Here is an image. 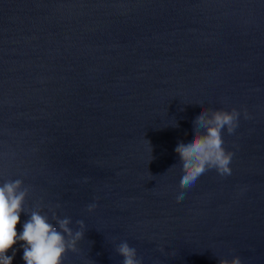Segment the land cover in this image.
I'll return each mask as SVG.
<instances>
[{"label":"water","instance_id":"1","mask_svg":"<svg viewBox=\"0 0 264 264\" xmlns=\"http://www.w3.org/2000/svg\"><path fill=\"white\" fill-rule=\"evenodd\" d=\"M202 108L240 112L232 175L177 201ZM17 178L27 207L84 221L64 264H123L122 241L142 264H264V0H0V183Z\"/></svg>","mask_w":264,"mask_h":264},{"label":"clouds","instance_id":"2","mask_svg":"<svg viewBox=\"0 0 264 264\" xmlns=\"http://www.w3.org/2000/svg\"><path fill=\"white\" fill-rule=\"evenodd\" d=\"M239 118L240 112L236 108L231 111L202 108L197 114L193 121V137L175 148L181 167L175 194L177 201H182L186 192L209 171L214 170L221 177L232 175L230 165L234 153L224 147L223 133L226 129L229 135L234 134L239 127ZM245 118H249L246 112ZM178 126L176 122L175 127ZM31 191L23 179H7L0 183V264H13L18 244L23 249L25 264H64L69 252L79 251L77 246L85 237L86 225L78 220V230L74 231L71 218H61L51 208L49 217L43 211L42 203L35 208L27 207ZM96 207L90 204L87 210L93 212ZM22 213H26L29 219L18 233ZM9 252L12 255H8ZM116 252L123 258V264H142L136 249L127 241L119 243ZM219 264H242V261L237 256L231 261L221 259Z\"/></svg>","mask_w":264,"mask_h":264}]
</instances>
